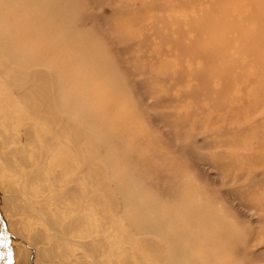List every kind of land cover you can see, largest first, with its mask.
<instances>
[{
    "label": "rangeland",
    "instance_id": "374dc122",
    "mask_svg": "<svg viewBox=\"0 0 264 264\" xmlns=\"http://www.w3.org/2000/svg\"><path fill=\"white\" fill-rule=\"evenodd\" d=\"M229 1L61 0L58 18L60 21L64 18L68 32L60 26L58 32L50 33L37 30L39 15L18 13L26 8L25 5H17V11H13V7L9 10V6L0 0L3 20L17 23V32L23 37L21 45L29 55L36 57L50 53L45 56L46 63L38 68L55 72L60 78L59 83L66 90L65 99L72 108L76 105V111L72 110L74 120L79 123L81 117L78 120L77 117L81 110L95 116L85 124L79 123L89 134L88 140L84 137L79 144L76 141L70 143L68 153L63 155L72 162L82 158L88 169L87 189L100 196L103 212L114 217L104 224L103 230L111 248L110 256L118 258V264H123L125 259L141 264L149 261L151 256L138 238L126 236L113 224L117 221L126 226L122 210L130 216L136 213V207L125 206L117 193L118 182L131 180L143 181L144 185H140L139 190L131 187L128 194L139 199L158 198L160 210H148L151 217L164 216L163 211L169 204L174 209L180 208L185 197L191 202L194 200L195 206L206 203L214 214H223L234 226L232 232L235 234L231 233L235 237L209 238L219 246L207 249L214 254L216 264H264V49L256 55L255 48L250 49V53L246 43H232L226 56L239 57L241 63L238 67L232 66L230 71L226 67L229 72L223 78L213 77L202 58L192 63L188 53L171 46L174 42H187L196 35L194 28L184 24L188 19L197 24L200 15L207 17H201L205 23L215 25L212 32L219 36L231 23V17L226 14L227 17L222 18L225 14L221 9L216 11L215 7L232 6ZM252 6L248 0L240 10L247 13ZM221 14L223 16L219 17ZM52 17L56 24L63 25V22L58 23L57 17ZM219 18L222 21L217 24L215 19ZM3 20L0 32L6 31ZM257 23L256 18L247 21V32L253 31ZM204 28L207 30L208 24H204ZM70 32L97 43L101 54L110 61L109 68L102 71L83 69L79 63L86 56L77 55V50L63 47L59 42V38L67 39ZM242 34L246 32L227 35L225 40L241 38ZM214 35L206 37V31L200 46H194L189 53L202 52L207 43L216 45L220 39ZM79 46L77 44L76 49H80ZM51 50L59 52L52 55ZM71 58L77 61L73 62ZM218 68L222 70L224 64L218 62ZM235 72L244 73L245 77L239 83L228 84L227 78L235 76ZM34 100V97L30 98L32 102ZM6 105L11 111L30 113L23 100L6 102ZM31 124L44 126L36 121ZM74 134L77 135L75 131ZM77 147H80V156L74 154ZM72 173H76L75 170ZM97 180L104 181L106 191L118 202L116 210L112 209L105 190H98ZM2 215L0 209V264H64L58 258L52 259L42 253L41 249L44 251L49 247V240L37 245L39 248L30 246L9 230ZM99 215L96 212L98 218ZM102 222L105 223L99 218L94 222V228L90 231L87 228L88 238L100 236L93 229L101 227ZM114 239L117 240L115 243ZM172 241L161 244L163 252L174 253L178 241ZM170 243L173 247L167 246ZM27 247L29 249L24 250ZM203 251L206 250L200 252ZM177 252L174 254L179 258L180 252ZM173 255V261L190 264L182 255L180 260Z\"/></svg>",
    "mask_w": 264,
    "mask_h": 264
},
{
    "label": "bare ground",
    "instance_id": "6f19581e",
    "mask_svg": "<svg viewBox=\"0 0 264 264\" xmlns=\"http://www.w3.org/2000/svg\"><path fill=\"white\" fill-rule=\"evenodd\" d=\"M60 1L3 0V3L9 6V10L13 7V11H17L19 7H16L17 5L23 4L26 8L19 10L18 13L22 11L21 13H26V15H39L37 20L39 25L37 30L39 31L45 30L54 33V30L60 29L61 26L62 30L67 33L68 28L64 25V18H61V21L58 18V15H61L59 10H62ZM238 1L242 3L238 4ZM245 1L248 0H230L229 2L234 7L230 5L215 7L216 11L221 9L225 14V16L221 14L219 17H231V23L222 30L219 36L218 34L214 35L216 34L214 31L212 32L215 25L209 24L208 21L205 23L201 17H207L200 15V12L198 15L201 16L199 17L201 23L198 22L194 25V22L188 19L184 25L194 28L196 35L187 42H174L171 44L172 48L185 54L188 53L192 63L194 60L202 58L207 64V69L211 70L209 72L213 74V77H227L232 66L238 67L241 63L239 57L231 59L226 56L232 43L235 41L244 42L249 46L250 53V49L255 48V54L264 49V6L260 5V2L264 3V0H258L259 2L249 0L253 6L247 13L240 10ZM226 14L228 15L226 16ZM52 16L57 17L58 23L63 22L64 26L56 24V20ZM222 18L215 19L217 24L222 21ZM255 18L258 22L256 28L247 32L246 22ZM1 20L3 17L0 14V22ZM234 20L236 23H232ZM3 22L6 31L0 32V209L3 213L2 216L7 221L9 230L11 229L17 238L23 239L30 246L38 247L37 245L40 243L46 244L44 241L49 240V247H46L47 249L44 251L41 249L43 254L49 255V258H58L64 264H118V258L110 256L111 248L103 230L104 224H108L114 217L103 212L104 210L100 206L102 203L100 196L91 194V191L87 189L86 172L88 169L82 163V158L77 162H72L63 155L68 151L70 143L76 141L79 144L84 140V137L88 140L89 134L83 130L80 124L95 119V116L81 110L82 114L79 113L80 116L77 117V120L81 117L78 120L80 124L74 120L72 110L76 111L77 108L74 105L73 109L71 103L65 99L66 90L59 83L60 78L56 77L55 72L38 68L46 63L45 56L50 53L46 52L47 54L43 56L40 54L36 57L29 55L26 48L21 45L23 37L20 32H17V23L13 24L4 20ZM203 23L208 24L207 30ZM206 31L208 33L206 37L214 35L220 41L216 45L204 44L205 48L201 49L202 52L189 53L194 46H200L199 44L202 42L200 39L204 40L203 34ZM242 31H245L246 34H242L241 38L237 37L229 42L225 40L227 35ZM59 42L63 47H72L75 51L77 50L79 53L77 55L86 56L79 63L83 69L102 71L109 68L110 61L101 54L102 51L96 46L97 43L88 42L84 35L76 36L74 32H70L67 39L59 38ZM77 44L80 45V49H76ZM14 46L16 49L13 48ZM58 50L50 52L54 55L55 52H59ZM71 61L77 60L71 58ZM218 62L224 64L222 70L218 68ZM226 67L229 69L228 72L225 70ZM244 77V73H239L233 75L232 78L229 76L227 78L229 80L226 82L232 85L235 82L239 83ZM33 97L35 100L32 102L30 98L33 99ZM16 100H23L30 113L22 114L16 110L11 111L6 102L12 103ZM32 121L41 122L44 126H35V124H31ZM74 131L77 135H72ZM74 154L81 155L80 147L74 149ZM74 170L76 173H72ZM143 183V181L132 182V180L131 182H118V197L122 200L121 202L126 203L125 206L127 204L135 206L136 213L130 216L122 210L121 214L126 220V226L118 224L117 221L113 223L114 227L126 236L138 238L143 249L151 253L149 261H140L141 264H182L181 255L184 260L190 261V264H216L213 260L214 254H210L207 249L213 250L219 246L209 238L235 237L232 234L234 226L225 220V216L220 212L214 214L213 209L206 203L199 205V202H196L199 206H195L192 203H195L194 200L191 202V199L185 197L182 199L180 208L174 209L172 204H169L167 210L163 211L164 213L161 211L164 216H158L161 219L151 217L152 214L147 213L148 210L151 212L156 208L160 210L158 198L152 200L143 197L139 199L138 196L128 194L131 187L139 190L138 187L144 185ZM96 186L98 190H105L112 209L116 210L119 206L118 202L112 198L111 192L106 191L104 181L102 183L100 180ZM96 212L100 213L99 218L105 223L102 222V228L95 226L93 229L100 234L99 237L88 238L89 231L94 228V222L99 219ZM169 229H173V231L170 232ZM109 232L111 231L109 230ZM151 236L154 239H150ZM172 240H175V243L176 240L178 241V245L176 244L178 247L174 246V248L176 252L178 249L180 250H178L179 258L176 257L175 251V254L170 251L166 252V250L163 252L164 249L161 247L164 242ZM112 241L115 243L117 240ZM172 242L174 244V241ZM27 249L29 247L24 248V250ZM203 249L207 252L201 253L200 251ZM171 254H174L175 256H173L180 262L173 261ZM41 258L45 259L42 256ZM123 264L133 263L129 259H125Z\"/></svg>",
    "mask_w": 264,
    "mask_h": 264
}]
</instances>
